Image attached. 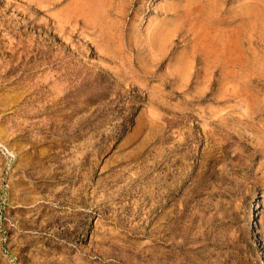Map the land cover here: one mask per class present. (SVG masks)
Masks as SVG:
<instances>
[{
  "label": "rangeland",
  "instance_id": "374dc122",
  "mask_svg": "<svg viewBox=\"0 0 264 264\" xmlns=\"http://www.w3.org/2000/svg\"><path fill=\"white\" fill-rule=\"evenodd\" d=\"M263 261L264 0H0V264Z\"/></svg>",
  "mask_w": 264,
  "mask_h": 264
},
{
  "label": "bare ground",
  "instance_id": "6f19581e",
  "mask_svg": "<svg viewBox=\"0 0 264 264\" xmlns=\"http://www.w3.org/2000/svg\"><path fill=\"white\" fill-rule=\"evenodd\" d=\"M106 14V13H105ZM247 16V15H246ZM251 17H253L252 15H251ZM110 18V17H109ZM254 18V17H253ZM105 19V18H104ZM102 21H103V19H102ZM253 26V25H252ZM108 27V26H107ZM209 39H207V41H208ZM200 41V40H199ZM201 42H202V40H201ZM215 43V42H214ZM213 43V44H214ZM203 44H204V42H203ZM238 44V43H237ZM213 46V45H212ZM203 47H205V45L203 46ZM219 47V46H218ZM225 47H227V45L225 46ZM213 50V49H212ZM208 51V50H207ZM210 52V51H209ZM211 53V52H210ZM208 54V53H207ZM256 219V218H255ZM263 257V256H262ZM264 262V261H263Z\"/></svg>",
  "mask_w": 264,
  "mask_h": 264
}]
</instances>
